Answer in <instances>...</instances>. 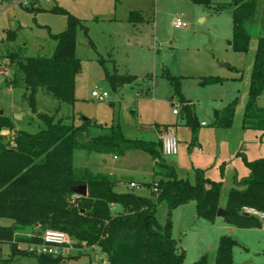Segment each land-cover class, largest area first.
<instances>
[{"label":"rangeland","instance_id":"1","mask_svg":"<svg viewBox=\"0 0 264 264\" xmlns=\"http://www.w3.org/2000/svg\"><path fill=\"white\" fill-rule=\"evenodd\" d=\"M35 1L41 10L28 11L14 1L0 4V115L10 118L16 130L37 132L43 127L38 115L46 114L66 125L79 126L87 119L102 128L119 126L128 139L158 141L162 135L158 128L146 127L154 123L165 125L175 130L176 154L162 156V160L175 170L178 178L192 181L194 169L204 171L205 176L221 184L220 206H224V194L230 189H244L234 181L248 175L245 161L264 158V136L260 133V138L259 133L241 127L254 53L250 49L255 41H250L246 53L231 49L230 10L215 13L212 8L197 6L191 0ZM210 2L213 6L227 0ZM257 4L259 9L264 8V0H257ZM130 10L140 11L146 22L130 26L109 21L124 19ZM66 15L78 19L84 27L77 29L75 36V56L80 63L74 83L75 101L72 105L60 104L40 93L30 107L23 97L24 87L21 83L17 85L18 74L4 56L7 51H15L21 58L50 57L55 47L50 34L65 29ZM175 20L186 23L188 28L172 29L170 24ZM150 21H154L156 28ZM7 31L14 32L13 40L6 39ZM104 69L110 74L135 76L136 82L112 90L104 79ZM164 72L180 77V94L196 120L194 130L183 125L184 112ZM210 76L223 80L198 85L201 77ZM92 91L105 92L107 97L102 102L95 101L91 98ZM233 99L236 105L230 127L211 125L213 110H221ZM256 105L264 109V89ZM173 109L177 110V116L171 114ZM200 122L207 127H198ZM105 132V129H92L88 137ZM2 135L4 142L10 138L7 132ZM73 165L87 167L94 173L111 174L118 181L115 192L139 197H149L147 184L152 185L157 180L153 174L161 171L142 151H130L114 158L76 150ZM130 181L135 187H128ZM189 206L177 207L170 214L171 236L184 252L182 264H193L203 254L208 255V264H213L217 243L224 235L236 242L231 253L232 264H264V220H260L259 229H237L221 219L213 223L199 219L193 205ZM117 208L112 207L111 212L115 213ZM166 214L165 203H158L155 215L160 223L165 221ZM11 224L12 220L0 219V226ZM41 234L25 228L16 237L33 238L37 244ZM17 248L29 252L32 246L20 241ZM9 252V245L0 244V259H7ZM56 252L70 257L63 264H100L104 259L98 247L85 245L66 246ZM29 253L16 255L8 264H35L36 255Z\"/></svg>","mask_w":264,"mask_h":264},{"label":"trees","instance_id":"2","mask_svg":"<svg viewBox=\"0 0 264 264\" xmlns=\"http://www.w3.org/2000/svg\"><path fill=\"white\" fill-rule=\"evenodd\" d=\"M13 1L16 0H0V4ZM191 1L197 6L212 8L215 13L230 10V47L233 51L246 53L250 41H255L241 127L264 136V109L256 105L264 89V8H258L257 0H227L213 6L210 0ZM22 7L28 11L41 10L35 0ZM66 16L65 29L50 34L55 41L50 57L21 58L15 51H7L4 56L18 74L17 85L21 83L24 87L23 97L30 107L40 93L60 104L72 105L75 101L74 83L80 71L75 56V36L77 29L83 30L84 27L78 19ZM128 21L141 23L142 17L139 12L132 11ZM14 37L13 31L6 32L7 40ZM164 76L178 96L184 112L183 125L194 130L196 120L180 94V77L168 72H164ZM104 79L112 90L136 82L135 76L110 74L106 69ZM222 80L201 77L198 85L207 86ZM235 105L236 99H233L221 110H213L212 125L230 127ZM38 118L43 127L31 134L16 130L10 118L0 115V219L12 220L11 226H0V243H7L11 248L9 258L0 259V264H8L16 255L30 254L17 248L20 241L37 242L33 238L21 240L16 237V233L25 228L38 233L44 230L65 233L74 247H98L104 255L100 264H182L184 252L171 236V211L191 202L197 218L213 223L223 194L221 184L206 178L199 169L193 170L192 181L178 178L175 170L162 160L160 140L128 139L119 126L102 128L89 120L74 126L46 114H39ZM155 127L161 134L168 129L165 125ZM92 129L107 132L88 137ZM2 132L10 135L6 142ZM76 150L114 158L130 151L144 152L153 166L161 170L154 173L158 177L157 192L151 190V184H147L149 197L115 192L118 181L112 175L73 165ZM245 165L248 175L234 181L236 186L244 189H230L224 194L226 216L223 221L237 229H259L261 221L244 214L242 208L264 213V158L245 161ZM78 186H85V197L72 193L71 188ZM160 202L167 207L163 223L155 215L156 205ZM112 206L121 211L112 213ZM235 245L229 235L221 236L214 251L213 264H232L231 253ZM34 259L35 264H63L70 257L36 255ZM208 263V255L203 254L193 264Z\"/></svg>","mask_w":264,"mask_h":264},{"label":"built area","instance_id":"3","mask_svg":"<svg viewBox=\"0 0 264 264\" xmlns=\"http://www.w3.org/2000/svg\"><path fill=\"white\" fill-rule=\"evenodd\" d=\"M30 0H16L14 1L20 5H27ZM172 26L175 29L182 30L188 28L187 24L180 21L175 20L172 22ZM107 97V94L102 91H92L91 98L95 101L102 102ZM173 115H177V110L173 109L171 111ZM201 125H205V123H201ZM161 142V155L162 156H173L176 154V137L173 129H167L160 137ZM129 188L135 187L133 182L128 184ZM151 190L153 192H157V181L152 182ZM242 212L246 215L254 216L259 220H264V213H259L253 209L242 208ZM32 248H29V252H33L35 255H53L57 256V250L62 247L72 246L71 239L62 232L45 230L42 232L40 236L39 242L31 243ZM69 249V248H63ZM72 249V248H70ZM83 250V249H81ZM63 256V255H61ZM103 260V259H102Z\"/></svg>","mask_w":264,"mask_h":264},{"label":"crops","instance_id":"4","mask_svg":"<svg viewBox=\"0 0 264 264\" xmlns=\"http://www.w3.org/2000/svg\"><path fill=\"white\" fill-rule=\"evenodd\" d=\"M132 11H136V12H139L140 13V15H141V12L140 11H138V10H130V11H128L127 13H125L126 15L123 17L124 19H116V18H110L109 19V21H113V22H119V23H126L127 25H130V26H135L133 23H131V22H129L128 21V16H129V13L130 12H132ZM141 17H142V15H141ZM146 21L143 19V17H142V22L141 23H138V25L139 24H143V23H145ZM173 22V21H172ZM172 22H171V24H170V27L172 28V29H174V30H178V29H175L173 26H172ZM148 23H152L153 24V26L156 28V24L154 23V21H150V22H148ZM251 51H252V53H253V51H255V45L250 49ZM172 114V113H171ZM173 115V114H172ZM178 115V114H177ZM177 115H173V116H177ZM212 119V118H211ZM201 123H204V122H200L199 124H198V127H201V128H205V127H207V125H206V123H205V125H201ZM156 125H159V124H156V123H154L152 126H150V127H146V128H151V127H155ZM212 125V124H211ZM168 129H172V127H168ZM173 130H174V128H173ZM247 131H251V132H254V133H259L260 134V132H257V131H253V130H247ZM174 133H175V130H174ZM163 134V133H162ZM176 134V133H175ZM260 138H262L261 137V134H260ZM198 150L200 151V149L198 148ZM116 158V157H115ZM204 172V171H203ZM109 175H111V174H109ZM204 175H205V172H204ZM153 176H154V174H153ZM206 178H208L207 176H205ZM158 178V177H157ZM209 180H211L210 178H208ZM212 181V180H211ZM131 182H133V181H130L129 183H131ZM128 183V184H129ZM134 183V182H133ZM191 203V202H190ZM190 203H188V204H185V205H182V206H180V207H182L183 209H184V207H186V205H187V207H190L189 205H193V211H194V214H195V209H194V204H190ZM113 208L115 207V208H117V206H112ZM112 207H111V209H112ZM180 207H178V208H180ZM223 207L224 206H220V204H219V208H221V209H223ZM118 210H116V212L117 211H119V208H117ZM216 219H221V218H217L216 217ZM221 220H223V219H221ZM9 226H11V225H9ZM16 234H18V233H16ZM0 244H7V243H0ZM7 245H9V244H7ZM9 247H10V245H9ZM10 252H11V248H10ZM10 252H9V255H10ZM9 255H8V258H9ZM7 258V259H8Z\"/></svg>","mask_w":264,"mask_h":264},{"label":"water","instance_id":"5","mask_svg":"<svg viewBox=\"0 0 264 264\" xmlns=\"http://www.w3.org/2000/svg\"><path fill=\"white\" fill-rule=\"evenodd\" d=\"M228 45H230V42H228ZM86 120L87 119H83V121H86ZM211 124H212V119H211ZM71 191H72V193H74L77 196H80V197L86 196L85 186L73 187V188H71ZM225 216H226V212L223 209L218 208L216 211V217L223 219Z\"/></svg>","mask_w":264,"mask_h":264}]
</instances>
